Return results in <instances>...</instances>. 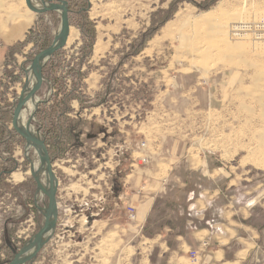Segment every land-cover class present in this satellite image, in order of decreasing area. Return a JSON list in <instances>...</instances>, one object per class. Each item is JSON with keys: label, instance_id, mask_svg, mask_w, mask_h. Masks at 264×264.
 <instances>
[{"label": "rangeland", "instance_id": "rangeland-1", "mask_svg": "<svg viewBox=\"0 0 264 264\" xmlns=\"http://www.w3.org/2000/svg\"><path fill=\"white\" fill-rule=\"evenodd\" d=\"M25 1L0 0L1 27L29 10ZM66 1L77 37L44 65L30 120L52 155L62 237L38 264L62 263L69 253L84 254L76 264H149L147 239L166 226L184 232L202 223L196 207L189 211L191 191L227 184L202 176L185 160L148 221L134 229L124 180L162 155L172 139L181 150L232 169L242 201L250 197L245 189L257 194L264 188V0ZM36 17L12 45L0 36L2 264L39 231L48 205L33 175L38 154L12 129L31 60L51 45L61 25L57 11ZM164 20L152 37L142 36ZM151 253L152 263L165 264L157 247ZM193 253L192 263L198 258Z\"/></svg>", "mask_w": 264, "mask_h": 264}, {"label": "crops", "instance_id": "crops-1", "mask_svg": "<svg viewBox=\"0 0 264 264\" xmlns=\"http://www.w3.org/2000/svg\"><path fill=\"white\" fill-rule=\"evenodd\" d=\"M19 13L21 15L16 14L14 22L11 21L6 28L0 26V36H3L7 46L18 41L37 18L35 13H30V9ZM20 19L25 23L20 35L13 39L18 31L16 27L19 28V22L22 21ZM8 35L12 37L7 39ZM0 49H3V46L0 45ZM166 144L167 150L162 155L155 157L148 166L139 167L137 172L128 175L124 180L127 203H131L136 209L137 224L134 229L140 231L148 221L157 196L168 188L167 183L172 173L182 166L185 160L189 162L190 169L201 173L202 176L212 181H225L227 184L225 187L217 184L199 191L192 190L189 211L196 207L195 212L202 223L200 226L186 225L184 232H175L173 227L166 226L164 234L147 239L148 263L155 264L151 262V250L157 247L158 258H162L165 264H264V188L257 194L245 189L243 196L250 197L242 201L238 198L241 195L238 193L239 189L235 187L238 185V177L235 178L234 171L226 164L220 162L221 166H217L212 159L197 154L198 157L189 148L184 147L181 150L179 141L172 139ZM219 198L222 199L218 202ZM59 227L58 224L55 235L35 258V264L43 263L47 259L45 252L48 246L62 239L58 233ZM78 244L81 245L82 242ZM191 252H198L197 261L194 263L190 260ZM71 255L69 253L65 257L66 260L64 258L59 264H76L84 257L82 254L70 258ZM51 263L55 264L53 261Z\"/></svg>", "mask_w": 264, "mask_h": 264}, {"label": "water", "instance_id": "water-1", "mask_svg": "<svg viewBox=\"0 0 264 264\" xmlns=\"http://www.w3.org/2000/svg\"><path fill=\"white\" fill-rule=\"evenodd\" d=\"M40 2L43 5L41 8L36 7V5L33 3V0H26V5L36 14H44L52 11L60 12L61 25L51 45L40 51L31 60L27 72L31 71V73L34 74L37 80V85L35 88L27 91V93L20 94L18 97V103L16 104L13 113L12 129L27 142H32L44 151L46 185L44 186L37 176L34 175V178L37 182L39 190H41L42 193L48 198V205L43 213L44 223L39 231L14 255L13 259L8 264H27L33 261L55 233L59 217V206L57 201L58 178L53 169L52 155L49 147L45 141L40 138V136L37 137L30 131L20 130L18 128V119L25 103L32 97H38L39 93L42 91L43 83L45 81L43 75L44 65L57 51L61 50L67 44L70 35L68 2L66 0H40ZM26 88L27 83L25 85V89ZM30 124L31 123L29 122V125Z\"/></svg>", "mask_w": 264, "mask_h": 264}, {"label": "bare ground", "instance_id": "bare-ground-1", "mask_svg": "<svg viewBox=\"0 0 264 264\" xmlns=\"http://www.w3.org/2000/svg\"><path fill=\"white\" fill-rule=\"evenodd\" d=\"M33 3H34V5H36V7H39V8L43 7V5L40 2V0H39V2H35L33 0ZM32 12L33 11L30 10V13H32ZM208 17H211V15L210 14H206V18H208ZM20 20H22V21L20 22L19 28L16 27V31L17 30L18 31L16 32L17 34H15L16 36H14V37H18L20 35V32L22 31V27H23V25L25 23V21L23 19H20ZM76 37H77V34L73 30H71L70 31V36H69V41L70 40L71 41L74 40ZM100 50L101 49L98 46L97 52L99 53ZM36 85H37L36 77L34 76L33 73H31V71H29V74H28V77H27V88L26 89L24 88V90L22 91L21 94L27 93V91L35 88ZM38 102L39 101H37V97L30 98L25 103V105L23 107V110H22V112H21V114L19 116V119H18V128L20 130L30 131L33 135H35L37 137H39L38 134L36 132H34L33 127H32L31 124L29 125V122L32 119L33 113H34V111L36 109V106H37ZM26 143H27L26 144L27 148L28 149L34 148L35 152L38 154V157H39V167H38V169H36L35 164H34L35 173L33 175L37 176L38 179L40 177H42V176H45V181H43L42 179H40V180H41V183L43 185H46V174H45V169H44V157H45L44 151L39 146L33 144L30 141H28V142L26 141ZM37 164H38V162H37ZM40 192H41V194H43L41 190H40Z\"/></svg>", "mask_w": 264, "mask_h": 264}, {"label": "built area", "instance_id": "built-area-1", "mask_svg": "<svg viewBox=\"0 0 264 264\" xmlns=\"http://www.w3.org/2000/svg\"><path fill=\"white\" fill-rule=\"evenodd\" d=\"M141 160H142V164H148L149 163V159L146 157V156H143L141 157ZM133 165H136V164H132ZM126 214L128 216V218L131 220V221H135L136 220V209L134 208V206L131 204V203H127L126 205ZM206 245V243L204 244ZM194 256H196V258L198 257V252H194L193 253Z\"/></svg>", "mask_w": 264, "mask_h": 264}, {"label": "trees", "instance_id": "trees-1", "mask_svg": "<svg viewBox=\"0 0 264 264\" xmlns=\"http://www.w3.org/2000/svg\"><path fill=\"white\" fill-rule=\"evenodd\" d=\"M216 1V0H215ZM210 3L212 4L213 3V0L212 1H210ZM207 5V4H206ZM208 5H209V2H208ZM207 5V6H208ZM207 8V7H206ZM168 20V19H167ZM167 20H164L158 27H155V25L152 27V29H150L149 30V32L148 33H146V34H143L142 36L143 37H146L147 36V38H150V37H152V35H154V33L160 28V26L161 25H163ZM26 43H22V45H25ZM60 51V50H59ZM59 51H57L56 52V54L55 55H57L58 53H59ZM55 55H54V57H55ZM54 57H52L51 59H50V61L49 62H51V60H53L54 59ZM45 143L47 144V140L45 139ZM120 170H121V168H120ZM6 173V172H5ZM3 174V173H2ZM0 179H1V177H0ZM171 227H173V226H171ZM174 228V227H173ZM175 229V228H174ZM15 250V249H14ZM14 250H13V253H16V251L14 252ZM13 259V258H12ZM11 259V260H12ZM0 264H2V263H0Z\"/></svg>", "mask_w": 264, "mask_h": 264}]
</instances>
